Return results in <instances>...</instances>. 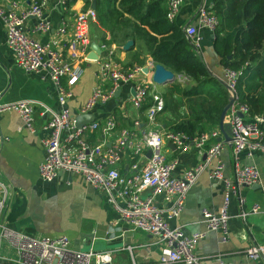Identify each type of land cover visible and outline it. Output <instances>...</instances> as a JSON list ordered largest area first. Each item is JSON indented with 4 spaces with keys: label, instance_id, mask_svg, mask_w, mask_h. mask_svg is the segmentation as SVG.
Listing matches in <instances>:
<instances>
[{
    "label": "built area",
    "instance_id": "1",
    "mask_svg": "<svg viewBox=\"0 0 264 264\" xmlns=\"http://www.w3.org/2000/svg\"><path fill=\"white\" fill-rule=\"evenodd\" d=\"M51 1L29 0L26 5L10 0L7 6L0 3L4 44L13 55L16 66L25 73L44 72L53 85L59 106L58 110H54L33 99L0 103V112H16L22 127L30 133L35 131V112L42 118L40 130L44 132L41 137L44 156L37 166L38 179L51 182L58 172L78 175L85 184L104 195L107 204L117 214L114 223L122 222L131 230H140L162 242L154 264H225L219 257L211 263L205 262L195 253V245L203 238V232L185 233L179 225L169 226L167 220L178 217L189 187L202 171L207 170L210 180L221 182L223 195L216 211L201 208V220L207 230L219 231L221 239L225 240L230 197L235 196L241 205L243 199L238 195V189L251 186L258 180L254 165L239 166L236 161L231 178H225L222 162L218 158L226 143L234 160L242 152L246 156L254 152L264 154V118L257 115L251 117L247 104L238 101L235 89L237 73L222 67V82L227 98L231 100L224 114L228 129L226 140L223 138L225 131L218 126L193 136L163 130L156 122L164 103L151 80L154 67L151 59L145 60L141 66H122L114 59L116 47L100 43L97 59L90 60L87 57L92 41L89 26L95 23L94 9L88 7L78 11L69 19L61 16L59 22L53 25L45 12ZM54 1L64 13L65 0ZM184 1L165 0V17L169 22L174 20ZM31 17L35 19L34 23L24 30V23ZM195 20L209 33L216 25L215 16L204 6L197 9ZM183 34L199 51L200 37L196 26L187 24ZM36 36L47 37L38 40ZM88 62L96 64L92 73L93 84L85 101L71 114L66 104L73 98L72 88L83 76V64ZM143 68L146 72L142 71ZM176 78L182 80L180 76ZM116 91L118 94L115 97ZM148 97L150 103L141 113L140 108ZM108 103L112 105L102 122L93 120L80 127L75 126L74 116L90 113L95 106ZM115 112H119L121 118H128L131 125L115 132ZM131 112H135L133 117ZM96 131L102 140L90 142L89 135ZM112 134L109 142L105 143V138ZM4 139L0 133V146ZM166 142L178 153L190 149L204 150V157L177 176L174 174L177 159H166L164 154ZM147 150L149 156H146ZM124 159L126 169H123ZM5 198V187L0 183V219ZM157 199H160V205H157ZM257 212L259 206L253 203L249 213ZM245 215L240 211L237 216L243 219ZM0 243L14 253L13 258L4 259L7 264H110L112 261L111 251H79L71 247L64 234L37 237L11 229L1 220ZM126 249L130 255L127 264H138L131 256V247L126 246ZM244 255L249 260H264V244L252 243L245 249Z\"/></svg>",
    "mask_w": 264,
    "mask_h": 264
},
{
    "label": "crops",
    "instance_id": "2",
    "mask_svg": "<svg viewBox=\"0 0 264 264\" xmlns=\"http://www.w3.org/2000/svg\"><path fill=\"white\" fill-rule=\"evenodd\" d=\"M9 1L0 0V3L7 6ZM17 1H22L26 5L29 2V0ZM210 4L211 0H185L179 7L174 24L182 30L187 24L196 26L201 47L198 56L208 72L222 82V67L218 64L211 46L212 34L199 27L195 20L197 9L200 6L209 8ZM82 6V1L76 0L71 11L62 15L60 7L53 0L45 12L50 22L56 25L61 16L69 19L74 13L83 11ZM34 21V18H28L23 25L24 30H28ZM90 26L89 33L92 38ZM46 37L36 36L38 40H44ZM92 41L97 43L94 39ZM134 50L135 48L132 52ZM125 51L116 49L114 58L123 63L128 57ZM145 57L147 60L148 56ZM95 66L96 64L91 62L83 64L82 77L85 80L89 78L90 84L82 83L83 89H81L80 79L72 88L73 98L66 104L71 114L88 96ZM176 76L184 80L183 76L178 74ZM186 85L188 86V81ZM159 86L164 90L170 87V83ZM173 94L182 98L176 92ZM19 99H33L54 110L59 109L53 85L46 78L45 73L42 71L25 73L16 66L13 55L4 44L3 27L0 23V103L14 102ZM111 105L108 103L104 106H95L89 113L92 116L90 121L102 122ZM176 105L182 110V114L177 119L167 112L168 108L157 114L156 122L161 129L169 130L167 125L189 115L185 99L182 98ZM134 114L135 112L130 113L132 117ZM115 115L118 116L115 128L117 132L121 128L120 122L126 124L129 119L121 118L119 112H115ZM34 116L35 131L30 133L22 127L16 112L11 110L0 112V133L5 138L0 146V183L5 187L6 193L1 223L16 231L37 237H54L64 234L70 240L71 247L79 251L88 249L111 251L110 264L129 262L130 255L126 246L131 247L130 253L136 263L154 264L162 248V242H158L154 236L140 230H131L122 222L114 223L117 214L107 204L104 195L85 184L78 175L58 172L57 177L51 182H42L38 179L36 170L44 156L41 143L44 132L40 130L42 118L37 115V112ZM225 120L224 117V123ZM112 136L113 134L106 137L104 142H109ZM89 140L93 143L100 142L102 137L96 131L89 135ZM164 151L166 159H177L174 169V174L177 176L196 165L204 157V150L190 149L187 152L178 153L168 142L165 143ZM218 158L223 165V176L228 179L231 178L235 161L239 166L254 165L258 171V180L255 184L241 186L238 189V195L243 199L241 205L238 204L235 196L230 197L225 240L221 239L219 231L207 230L201 220V208L216 211L223 195L221 182L210 180L207 177V170L202 171L189 187L180 214L177 218L167 220L168 225H179L185 233L203 232L204 236L197 242L194 251L205 262L211 263L214 258L219 257L225 264H264L261 258L249 260L244 255L245 249L252 243L264 244V154L254 152L251 156H246L242 152L234 160L231 148L226 143L220 150ZM122 163L123 169H126V159ZM156 203L160 205V199H157ZM253 203L259 206V212L254 214L249 213ZM240 211L246 213L243 219L237 216ZM13 257L12 249L0 243V264H7V260L4 259Z\"/></svg>",
    "mask_w": 264,
    "mask_h": 264
},
{
    "label": "trees",
    "instance_id": "3",
    "mask_svg": "<svg viewBox=\"0 0 264 264\" xmlns=\"http://www.w3.org/2000/svg\"><path fill=\"white\" fill-rule=\"evenodd\" d=\"M81 1L82 10L94 2L95 23L90 32L98 44H113L122 51L125 42L132 41L122 66H141L148 56L154 64L188 81L186 88L174 82L160 94L163 109L168 108L167 95L171 92L188 104L189 115L167 125V129L193 136L218 126L219 114L227 103L225 86L208 72L183 30L174 20L166 19L165 0ZM75 2L65 0L62 15L69 13ZM209 11L216 18L211 46L218 64L237 73V98L247 104L250 116L264 118V0H211ZM149 103L148 97L141 113ZM130 125L129 120L120 122L119 127Z\"/></svg>",
    "mask_w": 264,
    "mask_h": 264
},
{
    "label": "water",
    "instance_id": "4",
    "mask_svg": "<svg viewBox=\"0 0 264 264\" xmlns=\"http://www.w3.org/2000/svg\"><path fill=\"white\" fill-rule=\"evenodd\" d=\"M90 8H94V2L92 1L90 4ZM132 45V41L128 40L125 42V44L122 46V50H127L130 46ZM90 52L89 54H87V57L94 61L97 59V55L99 54L100 50L98 48V44L94 41H91L90 45ZM143 72H146V69L143 68L142 69ZM174 79V73L171 72L168 69H165L163 66H161L160 64H154L153 67V72L151 74V80L153 83L157 84V85H164L166 83H170L172 82V80ZM223 83V82H222ZM224 85V83H223ZM225 86V85H224ZM130 93L132 94V90L130 91ZM118 94V91H116L114 93V96L116 97ZM231 100L227 98V103L226 105L222 108L220 114H219V118H218V128L220 130H224L225 134H224V139L226 140L227 137V133H228V129H227V124L223 122V118H224V114L226 109L228 108V106L230 105ZM92 119L91 114L87 113V114H80V115H76L74 116V124L76 127H80L82 124L90 122V120ZM171 145V144H170ZM172 147V145H171ZM146 156H149V151H146Z\"/></svg>",
    "mask_w": 264,
    "mask_h": 264
},
{
    "label": "rangeland",
    "instance_id": "5",
    "mask_svg": "<svg viewBox=\"0 0 264 264\" xmlns=\"http://www.w3.org/2000/svg\"><path fill=\"white\" fill-rule=\"evenodd\" d=\"M92 25V24H91ZM98 44V43H97ZM201 48V47H200ZM201 49H199L198 53H200ZM84 77L81 78L80 82H81V85L79 86L81 89L82 88V83L83 84H90V79L88 78L87 80L83 79ZM148 81H150L149 78H147ZM176 83L178 82V79L176 78V74H174V79L172 80V82H170V87H171V84L173 82ZM169 83V82H168ZM93 84V82H92ZM167 84V83H166ZM179 84V87L182 88V87H185L186 88V84H187V81L184 79V80H181L178 82ZM155 87H156V90L161 93L163 92L164 90H162L161 86L155 84ZM169 87V88H170ZM182 98H179L177 94H173V92H171V94H168L167 95V102H168V109H167V112H169L171 114L172 117H174V119H177L178 116H180L182 114V110H181V107L175 105V104H178L180 102ZM183 109V108H182Z\"/></svg>",
    "mask_w": 264,
    "mask_h": 264
}]
</instances>
